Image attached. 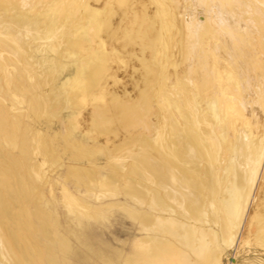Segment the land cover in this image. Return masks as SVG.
Masks as SVG:
<instances>
[{"label":"bare ground","instance_id":"obj_1","mask_svg":"<svg viewBox=\"0 0 264 264\" xmlns=\"http://www.w3.org/2000/svg\"><path fill=\"white\" fill-rule=\"evenodd\" d=\"M127 85L137 91L131 101ZM62 108L78 113L65 137L87 110L94 142L65 143L73 159L89 162L70 165L69 175L89 197L121 191L139 205L111 201L143 233L125 262L209 264L212 227L230 246L264 159V0H0V264L40 256L24 232V206L36 202L45 167L56 161V139L34 122ZM98 147L110 169L102 177L91 167ZM259 194L248 221L264 249V186ZM74 196L63 192L76 213ZM80 200L78 216L100 211ZM47 247L48 264H57Z\"/></svg>","mask_w":264,"mask_h":264},{"label":"rangeland","instance_id":"obj_2","mask_svg":"<svg viewBox=\"0 0 264 264\" xmlns=\"http://www.w3.org/2000/svg\"><path fill=\"white\" fill-rule=\"evenodd\" d=\"M34 56L36 60L41 58V54L38 52H35ZM73 72V66L69 67L67 70L63 68L60 76L61 81L70 78ZM118 76L122 81L126 80V76H124L122 72H119ZM57 85H59V83ZM132 88L133 87L130 85L125 87V91H127L128 94L127 96L124 95V98L128 101L137 97L136 89ZM118 92L123 93L120 88ZM84 113L85 118L79 116L80 125L73 124L71 127L72 132L68 137H65L67 121L77 116V112L62 108L58 115H52L48 119L44 117L35 119L36 122H34V126L37 127L40 132L44 133L48 131L50 135L55 136L56 139L52 143V148L55 152L54 160L56 159V161L51 162L50 166L48 165V167H45L44 180L38 189L37 200L35 202L38 206L36 209L38 213L42 217H46L47 221L49 220L48 223L50 224L49 226L53 238L49 240L44 235L40 221L34 214L35 203L25 204V217L28 219L31 227L29 228L28 226L24 232L31 241L34 240L33 242L37 245L40 254V256L33 257L32 262H28L29 264H48L47 244L53 249L52 251L54 253L51 251L50 255L56 260L57 264H127L125 258L132 252L131 248L133 241L143 234L139 229L140 227L138 222H136L137 220L127 215L121 206L114 205L115 202L122 203L123 201V203L135 205L123 192L119 191V194L117 193L111 197H89L84 185L77 182L73 175H69L70 165H89L87 159L81 158L77 161L73 159L71 157L72 151L68 150L70 148L65 145V143L73 140H77L82 143V145H86L85 147H90L94 143L91 136L84 130L88 125L87 110H85ZM157 114V108H153L149 115L153 127L156 126V128V121L158 119ZM130 131L133 133L134 130L131 129ZM147 133L149 134L150 131ZM95 142L96 144H101L103 139L100 137L96 139ZM63 146L66 148L65 150ZM95 150L96 154L91 163V167L95 169L97 177H102L106 175L110 169L106 165V158L104 152H102V148L98 147ZM17 152L18 150H13V154H17ZM37 158L39 161L41 160V157ZM261 165L259 170L260 173L255 181V183H257L254 184L252 189L254 193L251 194L252 196H250L248 201L250 204L248 203L246 207L247 210H245L243 215L241 225L239 226L240 228L237 229L234 236L235 239L233 238L230 246H227L222 241L218 227H212V225H210L217 235V250L212 252L209 264H264V249L253 243V237L251 236H253L254 233L252 234L251 231L254 230V224L252 225L251 222V225H249L250 222L248 221V218H250L249 216L253 214L252 209H254L253 211L256 209L259 211L261 207L260 201L257 200L256 196H260L259 193L264 186L261 180V174L262 172L264 173V159ZM261 181L262 183H260ZM256 187L259 193L256 191ZM63 192L72 196L75 195L74 197L77 198V203L79 205L76 206L71 204V207L76 210V213L67 208L66 202H71L65 200V197L63 199ZM253 195L256 200L253 198ZM82 198L90 202L91 205L98 207L100 211L98 210L99 212L94 216H78L82 214L80 210L85 209L80 200ZM111 201H113L114 204H112ZM254 202L257 203L255 204ZM135 206L139 209V205ZM257 210L255 212H257ZM245 226H247L246 229H244ZM245 234L246 239L250 238L246 240ZM198 262L200 264H207L203 261L200 262V260H198Z\"/></svg>","mask_w":264,"mask_h":264}]
</instances>
